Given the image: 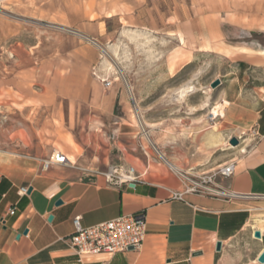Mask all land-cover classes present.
Instances as JSON below:
<instances>
[{
  "label": "crops",
  "instance_id": "obj_1",
  "mask_svg": "<svg viewBox=\"0 0 264 264\" xmlns=\"http://www.w3.org/2000/svg\"><path fill=\"white\" fill-rule=\"evenodd\" d=\"M209 45L204 52L231 63L218 77L222 119L231 137L242 135L248 142L246 151L234 159V174L219 180L238 195L188 193L185 200L172 198V191L182 188L175 171L156 157L128 151L126 136L132 131L124 92L92 91L88 81L85 90L71 98L65 119L54 108L45 123L16 128L15 146L0 148V264H264L259 261L264 252V43ZM36 129L64 132L63 147H57L56 138L36 140ZM111 131L120 133L113 142L100 135ZM100 147L108 158L110 151H117L135 168L137 180L113 185L96 173L107 158L96 156ZM54 150L63 151L70 162L44 170V159ZM22 187H28L26 194L20 193ZM138 212L145 213L148 224L140 249L80 260L68 241L76 216L91 226ZM257 230L261 237L255 236Z\"/></svg>",
  "mask_w": 264,
  "mask_h": 264
},
{
  "label": "rangeland",
  "instance_id": "obj_2",
  "mask_svg": "<svg viewBox=\"0 0 264 264\" xmlns=\"http://www.w3.org/2000/svg\"><path fill=\"white\" fill-rule=\"evenodd\" d=\"M262 29L264 0H0V148L15 146L16 128L45 123L54 108L65 119L71 98L89 81L92 91L126 95L129 152L145 155L146 128L181 170L213 171L245 152L248 142L241 135L232 145L222 117L210 118L214 107H224L221 87L212 82L231 63L204 50L216 41L264 43ZM189 85L193 89L182 96ZM122 114L118 104L116 115ZM214 123L223 125L226 140L209 152L194 130ZM34 134L63 147L62 131ZM119 134L100 133L111 142ZM149 152L162 161L152 147ZM106 153L101 147L96 153L107 157L98 174L125 164L117 151Z\"/></svg>",
  "mask_w": 264,
  "mask_h": 264
},
{
  "label": "built area",
  "instance_id": "obj_3",
  "mask_svg": "<svg viewBox=\"0 0 264 264\" xmlns=\"http://www.w3.org/2000/svg\"><path fill=\"white\" fill-rule=\"evenodd\" d=\"M221 116V115H220ZM150 147L165 162L170 169L175 171L181 180L182 188L172 191V198L185 200L188 193H197L212 197L234 198L238 194L224 188L219 184L220 179L231 177L235 171V160H230L213 171L190 172L177 169L168 160L166 155L152 142L148 146L141 145L142 152L149 156ZM70 162L69 157L61 150H54L50 158L44 159L43 169L47 170L54 164L65 165ZM107 181L113 185L135 182L138 178L135 168L129 164L111 166L108 172H103ZM28 187H22L20 193L26 194ZM15 211L12 209L11 213ZM82 217L73 219L74 232L68 237L71 247L75 250L80 260L87 256L100 254L114 255L130 249H140L146 239L148 224L144 212L120 215L114 219L84 226Z\"/></svg>",
  "mask_w": 264,
  "mask_h": 264
},
{
  "label": "bare ground",
  "instance_id": "obj_4",
  "mask_svg": "<svg viewBox=\"0 0 264 264\" xmlns=\"http://www.w3.org/2000/svg\"><path fill=\"white\" fill-rule=\"evenodd\" d=\"M191 84V83H190ZM191 89H193V87L191 85L185 87L183 90H182V93L181 95L183 96L184 94H186L188 91H190ZM187 95V94H186ZM185 96V95H184ZM179 98V97H178ZM206 105V104H205ZM221 106L220 104L218 105V107ZM217 107H214L213 110L211 111V115H210V118L211 119H215L217 117H219L221 115V117L224 116V107L223 108H218L216 109ZM133 118L135 119V121L137 122V124L139 125L140 124V121L138 119V116L136 113H133ZM202 119V118H201ZM200 119V120H201ZM223 125H220L218 123H214V124H210L209 127L205 126V125H202L200 127H198L197 129L194 130V132L196 134H200L202 136V146L204 148H206L209 152L213 149V148H216L218 146H220L226 139V137L224 136V132H223V128H222ZM192 133V132H190ZM168 134V133H167ZM196 134H195V137H196ZM165 135V134H164ZM194 135V134H193ZM146 140L150 143L151 142V138H150V134L149 132L147 131V129L145 128V134H144ZM167 137V135L165 136ZM175 137V136H174ZM173 137V139H174ZM194 137V136H193ZM200 140V139H199ZM228 141V140H227ZM204 150V149H202ZM207 152V151H206ZM208 152V153H209ZM175 168H177L175 165H174ZM178 169V168H177Z\"/></svg>",
  "mask_w": 264,
  "mask_h": 264
},
{
  "label": "water",
  "instance_id": "obj_5",
  "mask_svg": "<svg viewBox=\"0 0 264 264\" xmlns=\"http://www.w3.org/2000/svg\"><path fill=\"white\" fill-rule=\"evenodd\" d=\"M220 84H221V79H220V78H217V79H215V80L212 82V87L216 88V87H218ZM230 143H231L232 145H238V144L240 143V140L238 139V137L234 136V137H232V138L230 139ZM61 202H62V201L60 200V201H58L57 204H60ZM25 233H27V230H25ZM255 236H256V237H261V233H260L259 230L255 231ZM221 244H222V243H221L220 241L217 243V250H220V249H221ZM259 261L262 262V263L264 262V252L259 256Z\"/></svg>",
  "mask_w": 264,
  "mask_h": 264
}]
</instances>
